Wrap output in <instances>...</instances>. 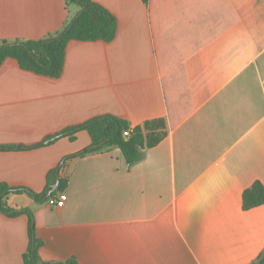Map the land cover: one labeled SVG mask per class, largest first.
Wrapping results in <instances>:
<instances>
[{"label": "crops", "instance_id": "crops-1", "mask_svg": "<svg viewBox=\"0 0 264 264\" xmlns=\"http://www.w3.org/2000/svg\"><path fill=\"white\" fill-rule=\"evenodd\" d=\"M93 1L117 19L112 42L70 41L58 79L15 59L0 68V145H36L105 115L131 129L165 119L168 137L133 166L118 148L69 159L63 208L24 193L8 205L34 213L45 262L253 264L264 205L245 211L243 193L264 184V0ZM79 11L0 0V44L45 39ZM90 145L80 131L0 151V183L42 193L48 173ZM29 243V216L0 212V264H25Z\"/></svg>", "mask_w": 264, "mask_h": 264}, {"label": "trees", "instance_id": "trees-1", "mask_svg": "<svg viewBox=\"0 0 264 264\" xmlns=\"http://www.w3.org/2000/svg\"><path fill=\"white\" fill-rule=\"evenodd\" d=\"M67 6L76 4L80 11L72 18L66 27L45 39L15 41L4 40L0 44V68L7 59L18 61L24 71L37 75L58 79L64 72L66 50L70 41L112 42L117 35L118 23L114 15L93 0H66ZM131 129L129 123L114 115H105L92 119L82 125L68 127L61 133L48 137L42 143L32 146H1L3 150H21L39 148L52 144L56 140L69 137L75 140V135L80 131H87L91 138V145L80 153L66 157L63 163L51 170L47 176V185L42 193H35L27 188H13L6 183H0V212L8 217H17L22 214L29 216V247L24 255L25 264H80L72 257L62 262H45L41 259L39 251L43 242L36 236L34 213L30 209L15 210L8 205L10 195L24 193L35 198L37 202L44 203L49 197H55L68 187L69 179L61 176V171L66 162L72 157H83L89 154L104 152L113 148L121 150L127 164L133 166L142 161L146 151L158 146L168 137V127L165 119L146 121L143 125L132 129L129 137L124 136V131ZM98 146V147H96ZM58 183L56 192H50ZM264 205V184L256 181L243 193V209L245 211ZM253 264H264V252Z\"/></svg>", "mask_w": 264, "mask_h": 264}, {"label": "built area", "instance_id": "built-area-1", "mask_svg": "<svg viewBox=\"0 0 264 264\" xmlns=\"http://www.w3.org/2000/svg\"><path fill=\"white\" fill-rule=\"evenodd\" d=\"M131 132H132V129L124 131V136L129 137L131 135ZM66 201H67V194L60 193L59 196L49 197L47 200V203L49 204L50 207L59 209V208L64 207V205L66 204Z\"/></svg>", "mask_w": 264, "mask_h": 264}, {"label": "water", "instance_id": "water-1", "mask_svg": "<svg viewBox=\"0 0 264 264\" xmlns=\"http://www.w3.org/2000/svg\"><path fill=\"white\" fill-rule=\"evenodd\" d=\"M96 147H98V146H96ZM57 188H58V183L54 186L53 191L49 195H51Z\"/></svg>", "mask_w": 264, "mask_h": 264}]
</instances>
